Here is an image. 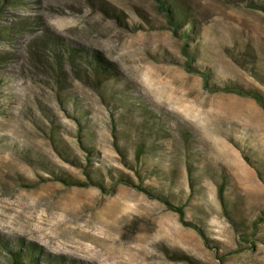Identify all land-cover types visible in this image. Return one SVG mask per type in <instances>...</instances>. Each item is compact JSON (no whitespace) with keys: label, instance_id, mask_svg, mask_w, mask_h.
Masks as SVG:
<instances>
[{"label":"rangeland","instance_id":"1","mask_svg":"<svg viewBox=\"0 0 264 264\" xmlns=\"http://www.w3.org/2000/svg\"><path fill=\"white\" fill-rule=\"evenodd\" d=\"M92 1L98 2L23 0L0 11V26H14L25 18L38 21L0 39V51L15 53L0 62V233L24 237L86 264H264V220L258 224L254 247H248L217 196L224 174L232 213L240 221L264 217V181L243 154L258 161L264 175L263 108L250 97L212 93L203 87L200 75L185 70L183 40L167 26L153 0H102L115 7L121 19ZM186 2L197 25L190 43L191 51L195 46L193 64L208 69L212 82L233 79L264 90V84L231 58H256L264 69V12L227 0ZM45 30L67 42L102 50L123 76L118 86L138 94L169 125L168 135L154 140L163 156L157 153L146 161L148 165L161 161L163 167L173 158L178 161L180 172L172 186L177 197L188 200L186 216L200 221L208 242L182 225L163 203L122 183L106 192L49 179L51 169L84 178V167L74 161H87L72 105L58 100L54 79L28 60L27 41ZM171 56L179 58L180 65L165 60ZM68 73V95H76L86 108L83 117L90 119L93 131L85 139L94 147L86 167L100 168L107 183L109 168L134 176L123 160L135 163L138 118L124 115L125 122L119 124V112ZM51 118L66 152L50 139ZM186 131L195 147L193 161L204 166L201 188L192 197L183 169L185 155L179 154L185 149L180 132ZM144 183L159 182L147 178ZM180 256L190 260H176Z\"/></svg>","mask_w":264,"mask_h":264},{"label":"trees","instance_id":"2","mask_svg":"<svg viewBox=\"0 0 264 264\" xmlns=\"http://www.w3.org/2000/svg\"><path fill=\"white\" fill-rule=\"evenodd\" d=\"M156 2L158 10L163 14L166 20V24L175 34H179V37L183 40L181 46V55L184 61L181 63L176 56L165 59L166 61L178 63L189 72H195L202 77V85L205 89L214 92H229L232 94H238L246 97L253 98L264 110V90L255 86L247 85L239 80L228 79L222 83L212 82L210 80V72L208 69H200L193 64L195 59L194 48L190 50V43L194 41V35L197 29L196 21L191 17L192 9L186 0H153ZM236 5H244L251 10H260L264 12V0H227ZM23 2V0H0V11L5 6L16 5ZM100 8L101 11L109 14L113 18L121 19L118 11L115 7H111L110 4L98 0L93 2ZM33 22V23H32ZM38 21H29L26 18L17 22L14 26L1 25L0 26V39H4L12 31H20L31 24H35ZM179 30V31H177ZM28 45V60L41 69H45L49 75L55 81V87L57 88V98L59 101L66 102L72 105V113L76 116L75 119L78 122L77 138L80 141L81 148L85 150V156L87 163H83L79 159L76 162L78 165L84 167V178L73 176L71 173L63 171H55L51 169V177L54 181H58L67 186H96L102 191H111L117 183L132 187L140 192L144 193L150 198H155L157 201L164 204V206L174 211L178 215L179 222L184 226H189L197 231L204 241H209L206 231L199 220L191 219L186 216L185 206L187 201H183L182 197H177L178 190L175 189L172 184L176 181V174L180 172L178 161L175 158L169 163L171 165L163 167L161 161L148 165L146 159L151 155L163 156L159 153V145L154 140L163 138L164 135H168L169 125L165 123L157 112L144 103L139 95L133 93V91L126 89V86L119 87L118 83H122V74L117 64L111 60L106 54L97 48L85 46L78 43H71L65 41L59 34L53 33L49 30L35 34L29 41ZM241 53H244L243 51ZM15 53L7 52V50L0 51V62L12 58ZM242 69L252 73V76L264 84V69L257 66L256 58L249 60L247 57H231ZM72 72L75 78L82 82L84 85L89 86L93 91L99 94L102 101L108 106H112V111H118L119 124L124 123L126 120L124 115L131 116L132 118H138L135 123V133L137 135L136 144L134 146V159L135 163L125 159L123 163L130 169L133 175L123 173V171L116 168L107 169V175L111 178V182H106L104 172L100 168L89 169L86 164H90L92 157L94 156V147L90 143L86 142V137H91L93 131L91 130L90 119L83 117L86 108L79 102L76 95H68L67 79L68 72ZM124 110H123V109ZM127 113V114H125ZM132 113L133 115H129ZM116 115V114H115ZM114 118V117H113ZM50 139L54 142L55 148L66 152L64 147L66 144L62 143V139L56 134L58 124L51 118V127L49 128ZM122 131V130H118ZM182 132V131H181ZM182 141H184L185 149H182L179 154L185 155L183 162V169L185 171L187 187L189 189L188 195L192 197L193 192L199 191L201 188L198 186L199 179L204 175L203 165L195 163L193 161L194 145L192 141H189V131L181 133ZM128 133V132H125ZM121 151H126L124 147L118 146ZM157 150V151H156ZM124 155V152H122ZM245 159L255 167L258 176L264 181V175L261 172L260 164L258 161L254 162L249 160L246 156ZM180 155H178L179 157ZM138 162L145 164L144 167L138 165ZM91 165V164H90ZM79 167V166H78ZM49 169V168H48ZM99 169V170H98ZM112 169H116L115 175ZM225 175L220 176L221 181L217 186V196L219 203L224 210L225 216L228 220L237 224L235 230L238 237L245 242H249L250 248L255 245V240L258 224L263 222L264 217H256L252 220H239L230 207L233 203L226 199L224 192ZM147 178L156 179L158 184H145ZM33 186V184L29 185ZM183 191V188H182ZM192 193V194H191ZM243 228H242V227ZM239 233V234H238ZM187 256H180L176 260H184ZM0 264H86V262L76 261L74 258H69L66 254H54L51 251L46 250L42 245L35 243L32 240H26L24 237H7L0 233Z\"/></svg>","mask_w":264,"mask_h":264}]
</instances>
